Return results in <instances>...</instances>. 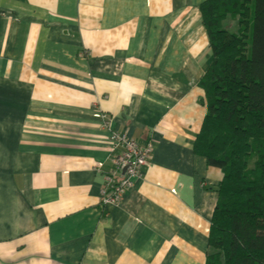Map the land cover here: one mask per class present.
I'll return each mask as SVG.
<instances>
[{"label": "crops", "instance_id": "crops-1", "mask_svg": "<svg viewBox=\"0 0 264 264\" xmlns=\"http://www.w3.org/2000/svg\"><path fill=\"white\" fill-rule=\"evenodd\" d=\"M107 119L153 151L102 206ZM0 264H161L150 0H0Z\"/></svg>", "mask_w": 264, "mask_h": 264}, {"label": "built area", "instance_id": "built-area-1", "mask_svg": "<svg viewBox=\"0 0 264 264\" xmlns=\"http://www.w3.org/2000/svg\"><path fill=\"white\" fill-rule=\"evenodd\" d=\"M110 126V120L103 122V128L110 134L111 142L107 153L108 164L105 168L101 166L96 168L104 182L99 193L103 205L115 204L123 198L124 194L130 190L133 180L142 175L141 169L149 166L153 150L151 141L139 146L124 134L111 131ZM124 168L121 180L115 182L114 177Z\"/></svg>", "mask_w": 264, "mask_h": 264}, {"label": "rangeland", "instance_id": "rangeland-1", "mask_svg": "<svg viewBox=\"0 0 264 264\" xmlns=\"http://www.w3.org/2000/svg\"><path fill=\"white\" fill-rule=\"evenodd\" d=\"M107 120H109V119H107ZM153 151V150H152ZM151 155H152V153H151ZM151 155H150V158H151ZM150 161H151V159L149 160V163H150ZM150 165V164H149ZM100 193V192H99ZM99 201H100V204L102 205V206H104L103 205V203L101 202V200H100V194H99ZM118 203V202H117Z\"/></svg>", "mask_w": 264, "mask_h": 264}, {"label": "water", "instance_id": "water-1", "mask_svg": "<svg viewBox=\"0 0 264 264\" xmlns=\"http://www.w3.org/2000/svg\"><path fill=\"white\" fill-rule=\"evenodd\" d=\"M124 170H125V168H124V169H122V171H121V174H123Z\"/></svg>", "mask_w": 264, "mask_h": 264}]
</instances>
